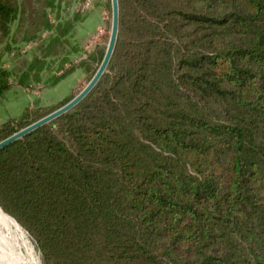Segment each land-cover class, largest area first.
Masks as SVG:
<instances>
[{
	"label": "trees",
	"instance_id": "trees-1",
	"mask_svg": "<svg viewBox=\"0 0 264 264\" xmlns=\"http://www.w3.org/2000/svg\"><path fill=\"white\" fill-rule=\"evenodd\" d=\"M118 8L96 86L0 150V208L42 264H264V0Z\"/></svg>",
	"mask_w": 264,
	"mask_h": 264
},
{
	"label": "rangeland",
	"instance_id": "rangeland-1",
	"mask_svg": "<svg viewBox=\"0 0 264 264\" xmlns=\"http://www.w3.org/2000/svg\"><path fill=\"white\" fill-rule=\"evenodd\" d=\"M8 5L7 29L0 23V124L58 107L81 90L100 64L111 27L110 0H8Z\"/></svg>",
	"mask_w": 264,
	"mask_h": 264
},
{
	"label": "water",
	"instance_id": "water-1",
	"mask_svg": "<svg viewBox=\"0 0 264 264\" xmlns=\"http://www.w3.org/2000/svg\"><path fill=\"white\" fill-rule=\"evenodd\" d=\"M110 6H111V27H110L107 47H106L104 56L100 64L97 66V69L94 75L92 76V78L89 80V82L80 90V92L76 96H74L70 101H68L66 104H64L60 108L54 110L53 112L40 118L39 120L31 123L30 125L24 127L23 129L15 132L8 138L0 141V150L14 143L15 141L23 138L24 136L34 132L40 127L50 123L51 121L57 119L63 114L69 112L77 104H79L96 86V84L98 83V81L100 80V78L102 77V75L105 73L107 69V66L109 64V61L114 51V47H115V43H116V39L118 35V24H119L118 0H110Z\"/></svg>",
	"mask_w": 264,
	"mask_h": 264
},
{
	"label": "bare ground",
	"instance_id": "bare-ground-1",
	"mask_svg": "<svg viewBox=\"0 0 264 264\" xmlns=\"http://www.w3.org/2000/svg\"><path fill=\"white\" fill-rule=\"evenodd\" d=\"M0 263L42 264L25 231L0 208Z\"/></svg>",
	"mask_w": 264,
	"mask_h": 264
}]
</instances>
